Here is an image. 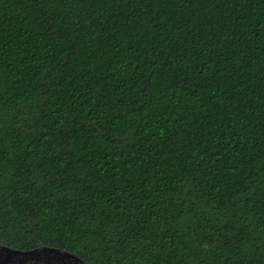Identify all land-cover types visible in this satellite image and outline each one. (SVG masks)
<instances>
[{
    "label": "trees",
    "instance_id": "16d2710c",
    "mask_svg": "<svg viewBox=\"0 0 264 264\" xmlns=\"http://www.w3.org/2000/svg\"><path fill=\"white\" fill-rule=\"evenodd\" d=\"M0 242L264 264V0H0Z\"/></svg>",
    "mask_w": 264,
    "mask_h": 264
},
{
    "label": "flooded vegetation",
    "instance_id": "af4514ba",
    "mask_svg": "<svg viewBox=\"0 0 264 264\" xmlns=\"http://www.w3.org/2000/svg\"><path fill=\"white\" fill-rule=\"evenodd\" d=\"M45 247L40 249H19L3 242H0V264H45L42 261L38 262V252L43 251ZM45 250V249H44ZM62 251V250H61Z\"/></svg>",
    "mask_w": 264,
    "mask_h": 264
},
{
    "label": "rangeland",
    "instance_id": "374dc122",
    "mask_svg": "<svg viewBox=\"0 0 264 264\" xmlns=\"http://www.w3.org/2000/svg\"><path fill=\"white\" fill-rule=\"evenodd\" d=\"M45 249V248H44ZM42 249L43 251H46ZM49 251V250H47ZM37 261L45 264H85L78 256L67 257L60 252L49 251L47 253L38 252Z\"/></svg>",
    "mask_w": 264,
    "mask_h": 264
},
{
    "label": "water",
    "instance_id": "95a60500",
    "mask_svg": "<svg viewBox=\"0 0 264 264\" xmlns=\"http://www.w3.org/2000/svg\"><path fill=\"white\" fill-rule=\"evenodd\" d=\"M45 250H49V251H55V252H60L62 253L64 256L67 257H74L75 255L72 253H69L67 251H61L60 249H56V248H51V247H45ZM80 258V257H79ZM81 259V258H80ZM82 260V259H81ZM83 261V260H82ZM84 262V261H83ZM85 264H87L86 262H84Z\"/></svg>",
    "mask_w": 264,
    "mask_h": 264
}]
</instances>
